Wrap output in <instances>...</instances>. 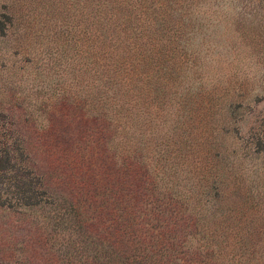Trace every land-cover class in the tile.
<instances>
[{"label":"rangeland","instance_id":"rangeland-1","mask_svg":"<svg viewBox=\"0 0 264 264\" xmlns=\"http://www.w3.org/2000/svg\"><path fill=\"white\" fill-rule=\"evenodd\" d=\"M136 5L150 10L149 23L138 24H153L158 60L148 77L152 123H139L138 156L159 185L177 186L186 216L197 221L173 249L186 264H264V0ZM91 17L90 0H0V160L9 162L0 171V264H88L92 244L110 252L97 264L123 255L107 236L117 202L109 215L104 201L122 185L121 149L86 126L85 110H71L79 101L88 110L101 79L88 47ZM41 137L63 157L58 170ZM78 154L88 158L94 185L86 168L84 180L76 174ZM44 176L48 204L26 208L30 189L43 194ZM113 193L117 200L121 192ZM80 217L98 229H78Z\"/></svg>","mask_w":264,"mask_h":264},{"label":"trees","instance_id":"trees-1","mask_svg":"<svg viewBox=\"0 0 264 264\" xmlns=\"http://www.w3.org/2000/svg\"><path fill=\"white\" fill-rule=\"evenodd\" d=\"M138 1L90 0L92 21L88 47L90 55L95 58L94 74L98 73L101 79L97 84H93L96 87L95 97L88 102L86 100L88 110L81 107L82 101L73 102L71 110L75 114L76 109L81 113L85 110L82 115L86 118V126L96 130L101 137H108V144L114 143L118 150L121 149L122 185L118 189L111 188L106 194L108 199L104 200L109 208V215L117 214L114 210L115 205L109 207V204L115 202L120 212L118 220H115L116 229L107 230V236H114L113 240H116V244L123 252V255L120 253L121 259L118 264H186L173 248H180L181 235L184 234L185 228L193 227L197 223L196 218L191 219V216H186L185 200L179 189H176L177 186L159 185L157 183L159 174L156 176L154 171L151 173L150 162L147 160L144 162L138 156L139 123L141 120L144 121L145 126H151L152 123L150 113L152 102L148 98L153 89L149 86V70L153 65L158 64L153 44L154 26L138 24L141 21L149 23L146 16L149 15L150 10L138 12L136 5ZM141 67L146 69L144 71L146 79L140 84ZM164 78L165 76H162L161 79ZM156 85L160 89L162 84L156 83ZM140 89L145 94L146 102V112L143 115L140 103L141 101L144 103V100L141 99ZM152 101L157 100L152 98ZM41 138L45 142L42 149L50 167L58 170L65 162L63 157L52 153L46 145L47 138ZM82 142V140L78 141L75 146L79 147ZM102 142L105 144L107 138ZM75 162L80 165L76 174L83 178L82 175L90 171L88 174L90 178L85 176L89 178L88 184L94 185V182H97L96 176L92 170H89L88 158L85 154H78ZM3 165L4 161L0 160V171L6 170L9 162L7 166ZM83 167L86 168L85 172H81L84 170ZM42 181L43 194L39 197L30 189L24 204L26 208H41L48 204L46 197L50 193L45 176ZM114 191L121 192L117 200H113L117 196ZM79 205L75 209L81 214ZM71 206H74V202ZM179 209L183 210L182 217L176 216ZM96 211L100 214L102 210L98 208ZM190 219L195 223L188 226L192 223ZM75 224L78 229L89 233L98 229L96 223L89 224L82 217L78 218ZM99 249L98 245L92 244L88 264H97L103 256L110 254V252L104 253L105 246L102 251ZM139 252L142 256H135Z\"/></svg>","mask_w":264,"mask_h":264}]
</instances>
